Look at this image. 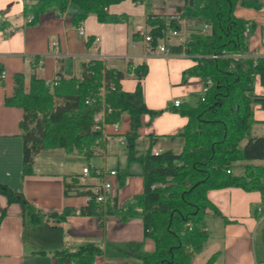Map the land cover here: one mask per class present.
<instances>
[{"label":"trees","instance_id":"16d2710c","mask_svg":"<svg viewBox=\"0 0 264 264\" xmlns=\"http://www.w3.org/2000/svg\"><path fill=\"white\" fill-rule=\"evenodd\" d=\"M124 1L127 0H38L28 7L34 15L30 24L50 11L62 16L70 6L77 10L72 16L75 26L90 15H95L100 23H127L126 14L109 12L110 6ZM131 1L136 5L144 2ZM239 7L264 12V1L204 0L201 7L194 8L193 0H186L181 17L195 21L201 28L188 34L185 55L197 64L184 71L182 79L184 83L188 76L203 80L209 77L213 81L204 100L200 97L195 105L169 104L161 110L149 109L141 84L148 74L146 64L134 70L129 64V71L138 80L133 93L122 90L120 82L125 74L107 68L101 60L82 63L81 77L59 76L56 83L33 74L26 86L23 74L15 76L14 94L5 99V105L24 111L20 123L23 178L34 173L35 156L45 150L62 149L69 155L86 158L93 155L101 137V132L93 130V126L95 116L103 108L98 93L104 80L117 87L105 97V104L112 108L106 122H120L124 114L129 115L131 130L125 136L129 161H139L144 167V192L127 200L120 208L112 198L105 204L97 203L92 192L80 191L79 181L74 180L66 186L65 195L72 191L87 195L90 197L88 205L79 211L66 208L62 214H44L22 194L0 185V193L8 204L21 206L25 229L34 231L50 220L59 223L69 216H92L101 211L125 220L142 217L144 234L154 241L155 250L144 254L139 252L138 245L135 248L128 245L124 249L126 255L138 258L140 264H193L195 255L204 249L211 236L208 228L211 217L206 209L212 217L221 215L208 198L210 190L236 187L259 191L264 199V165L253 164L264 160V137L252 135L256 123L254 106L264 110V95L255 91L257 82L264 86V56L249 54V38L244 33L248 25L255 27L256 24L237 16ZM149 23L154 26L152 47H157L170 29H180L177 23L159 17L150 19ZM204 25L210 27V32H202ZM0 28L4 29V25ZM133 37L138 38L136 34ZM170 50L183 53L181 46H171ZM92 98H96L95 102L90 101ZM165 112L188 118V123L174 135L184 141L182 152L158 155L149 152L137 158L135 145L140 137L142 117L149 115L153 120ZM5 215L6 209L1 213L0 224ZM102 253L94 244L81 246L74 252L56 251V264H92ZM216 259L217 254H213L205 264H213Z\"/></svg>","mask_w":264,"mask_h":264},{"label":"crops","instance_id":"0c3cea01","mask_svg":"<svg viewBox=\"0 0 264 264\" xmlns=\"http://www.w3.org/2000/svg\"><path fill=\"white\" fill-rule=\"evenodd\" d=\"M143 1L136 5L127 0L109 7L111 14H126L129 17L127 23H100L95 15H90L82 23L86 36H81L78 26L72 22V16L77 12L74 6L62 16L50 11L28 24V18L33 15L28 7L38 0H0V27L4 25V29L0 28V73L5 71V78L0 79V185L22 194L44 214H62L66 208L79 211L88 205L90 197L87 195H77L76 191L65 195L66 186L74 180L79 181L80 191L92 192L101 183V178L97 177H89L85 183L82 181L83 169L88 165L117 172L116 177H108V180L114 184L111 198L117 200L120 208L127 200L144 192V167L139 161H129L125 136L131 126L129 115L124 114L117 131L113 125L107 127L108 139L94 149L90 158L69 155L62 149L45 150L35 156L34 173L23 178L20 123L24 111L5 105V99L14 94L17 74L25 76L26 86L33 74L47 82L56 76L79 78L82 63L101 60L107 68L125 74L120 82L122 90L133 93L138 80L129 71V64L132 68L146 64L149 70L141 84L149 109L161 110L176 100L185 104L196 93L202 96L203 79L188 76L183 82L184 71L197 61L184 54L172 53L170 47L177 44L176 40L170 45L160 40L157 47H148L140 37H133L135 27L149 16L167 20L182 12L186 0H166L154 6L151 0ZM196 3L193 0L194 8ZM236 13L260 27L258 30L253 26V31L259 32L258 39L264 43V12L239 7ZM184 20L188 33L201 28L195 21ZM11 26L13 32L5 31ZM53 39L59 43L58 51L50 48ZM96 39H99L97 44ZM162 45L169 49L168 53L159 52ZM260 51L259 48L252 51L249 43L251 56H264ZM28 56H42L44 62L41 66H33L27 62ZM255 91L264 95V86L257 82ZM254 119L252 135L264 137V110L258 105L254 106ZM142 123L135 145L137 158L149 152L154 155L182 152L184 141L174 135L188 123L187 117L165 112L153 120L144 115ZM256 130L258 133L254 134ZM93 157L99 159L97 165L91 162ZM80 158L85 163L81 164ZM253 164L264 165V160H256ZM208 198L221 215L212 217L208 213L211 236L204 249L196 254L193 264H205L213 254H217L213 264H264L262 194L228 187L210 190ZM4 209L6 215L0 224V264H56V251L74 252L87 244H94L103 251L94 260L97 264H140L138 258L124 253L128 245L132 248L138 245L139 252L144 254L155 250L154 241L144 234L142 217L125 220L101 211L92 216H69L59 223L50 220L41 228L29 231L23 225L21 206L8 204L7 198L0 193V216Z\"/></svg>","mask_w":264,"mask_h":264},{"label":"built area","instance_id":"2783aa9c","mask_svg":"<svg viewBox=\"0 0 264 264\" xmlns=\"http://www.w3.org/2000/svg\"><path fill=\"white\" fill-rule=\"evenodd\" d=\"M154 18L155 16L151 15L146 19L144 23L138 24L135 27V34L138 37H140L146 43L148 47L152 46L151 45L153 41L152 33L154 30V26L150 25L149 21L150 19H154ZM33 19H34V16L33 15L30 16L28 18V24H30L33 21ZM167 20L177 23L180 29H173V28L170 29L167 32V35L163 41L166 44L170 45L174 42V40H176L177 41L176 46H181L183 48L182 54L185 55L184 50L186 48L187 37L189 34L185 28V20L181 17V13L173 15L169 17ZM5 31L11 33L14 31V28L11 26V27L6 28ZM78 31L81 36H86L85 28L82 23L78 26ZM202 32L204 33L210 32V27L208 25H204ZM251 33H252L251 28L248 25L244 35L245 37L250 38ZM98 42H99V39H96L95 44H97ZM58 46H59V43L57 40L53 39L50 41V48L54 49L55 51H58ZM159 52L168 53L169 49L166 48V46L162 45L159 47ZM213 57L216 58L217 56H213ZM26 60L29 64L34 65V66H41L44 62L42 56H28ZM132 69L134 70V67ZM4 78H5V71L3 70L0 73V79H4ZM59 80H60V77L56 76L53 81L56 83ZM212 86H213V82L211 78L208 77L203 80L202 97H201L202 100H204V95L208 92V90ZM116 89L117 87L114 83H109V82L107 83L104 80L103 85L98 93V98L103 102V108L100 112H98V114L95 116V119H94L93 130L101 132V137L97 140L96 147L106 142V140L108 139L109 137V133L107 132L108 126L113 125L115 128V131H117L119 128V122H115V123L106 122L107 113L112 112V108L107 107V105L105 104V97L107 94L116 91ZM95 100L96 98H92L90 101L95 102ZM173 105L178 107L181 105V101L176 100L174 101ZM121 143L123 144L125 143V141L121 140ZM116 176H117V172L115 170H107L106 168H99V167L88 165L83 169L82 181L85 183L87 178L89 177L101 178V183L92 189V194L95 196L97 203L105 204L108 201V199L111 198L113 190H114V184L113 182L108 180V177H116ZM260 210L261 209L259 208V211ZM206 212L209 213L210 210L206 209ZM92 264H97V263L94 262Z\"/></svg>","mask_w":264,"mask_h":264},{"label":"rangeland","instance_id":"374dc122","mask_svg":"<svg viewBox=\"0 0 264 264\" xmlns=\"http://www.w3.org/2000/svg\"><path fill=\"white\" fill-rule=\"evenodd\" d=\"M152 2H154V4H152L153 6L155 5V4H160L161 2H166V0H151ZM195 1H197V3H196V5H195V7L196 8H199V7H201L202 6V2H203V0H195ZM259 1H264V0H259ZM184 9V8H183ZM251 23V22H250ZM250 28H251V30H252V35L250 36V38H249V43H250V47H251V50L252 51H254L256 48H259L261 51L260 52H263L264 53V43H262V41L261 40H259L258 38H259V32L258 33H256V32H254L253 30H254V28H253V26L250 24ZM256 28L259 30L260 29V27L259 26H256ZM186 30H187V27H186ZM175 41V40H174ZM200 95L201 94H199V93H196V94H193L192 96H190L189 98H188V102L187 103H189V105H195L197 102H198V100L200 99ZM258 133V131L256 130V131H254V134H257ZM79 162L81 163V164H83V163H85V160L84 159H79ZM91 162L93 163V164H96L97 165V162H99V159L97 158V157H93L92 159H91Z\"/></svg>","mask_w":264,"mask_h":264},{"label":"bare ground","instance_id":"6f19581e","mask_svg":"<svg viewBox=\"0 0 264 264\" xmlns=\"http://www.w3.org/2000/svg\"><path fill=\"white\" fill-rule=\"evenodd\" d=\"M34 66V65H33ZM208 78V77H207ZM212 80V79H211ZM213 82V81H212ZM202 97V96H201ZM117 135V134H116ZM119 138V137H118ZM128 143V142H127Z\"/></svg>","mask_w":264,"mask_h":264}]
</instances>
